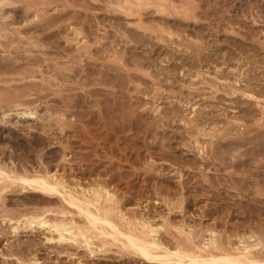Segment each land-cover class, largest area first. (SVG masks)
I'll list each match as a JSON object with an SVG mask.
<instances>
[{
  "label": "rangeland",
  "instance_id": "obj_1",
  "mask_svg": "<svg viewBox=\"0 0 264 264\" xmlns=\"http://www.w3.org/2000/svg\"><path fill=\"white\" fill-rule=\"evenodd\" d=\"M4 1L0 264H181L147 262L92 227L82 201L102 187L115 197L116 220L154 226L162 247L190 246L207 258L212 250L203 245L215 236L225 251L249 246L264 257V0H170L179 9L163 13L153 6L162 0H147L141 17L119 11L124 0ZM211 133L224 137L222 146ZM25 175L60 181L59 192L26 186ZM56 218L75 232L89 229L88 241L58 238Z\"/></svg>",
  "mask_w": 264,
  "mask_h": 264
},
{
  "label": "bare ground",
  "instance_id": "obj_2",
  "mask_svg": "<svg viewBox=\"0 0 264 264\" xmlns=\"http://www.w3.org/2000/svg\"><path fill=\"white\" fill-rule=\"evenodd\" d=\"M0 1H4V0H0ZM114 1H116V0H114ZM159 1V0H158ZM163 2H164V6H160L159 4L158 5H156V4H154L153 6H156L157 7V13H163V12H166V9H169V8H174V10L176 9H179V8H175L174 7V5L173 4H171V2H170V0H162ZM5 2V1H4ZM116 2H120V1H116ZM160 2V1H159ZM184 2V1H183ZM189 2V1H188ZM187 2V3H188ZM2 3V2H1ZM7 3V2H6ZM9 4H10V2H8ZM84 3H86V2H84ZM84 3H82V4H84ZM173 3V2H172ZM113 4V3H112ZM186 4V3H185ZM189 4H192L191 3V1H190V3ZM32 5V4H31ZM85 5V4H84ZM195 5V4H194ZM150 6H152L151 5V3L149 2V1H145V3H142L140 0H124V1H122V2H120L118 5H117V9L119 10V11H121V12H123V13H126V12H130V13H132L131 15L133 16V14L135 13V11L136 10H139L138 11V13H139V17H141V16H144L145 14H141L142 13V11H145V10H147L148 9V7H150ZM158 6H160V7H158ZM186 6V5H185ZM196 7H197V5H195ZM2 7V6H1ZM137 9H136V8ZM162 7H165V9H162ZM189 7V6H188ZM188 7H186L187 9H188ZM191 7H194L193 6V4L191 5ZM191 7L188 9V10H190L191 9ZM195 7V8H196ZM181 8V7H180ZM185 8V9H186ZM199 8V7H198ZM1 9V8H0ZM192 10V9H191ZM2 11V10H1ZM116 11V10H115ZM118 11V12H119ZM117 12V11H116ZM121 12H120V14H121ZM184 13H185V11H183ZM182 12V13H183ZM2 13V12H1ZM4 13V12H3ZM137 12H136V15L138 14ZM146 13V12H145ZM176 13V12H175ZM181 13V12H180ZM166 14H168V15H173L174 13H173V11L172 12H168V13H166ZM178 14V16L180 15L179 13H177ZM186 14V13H185ZM184 14V15H185ZM148 15V14H147ZM124 16V15H123ZM8 17V16H7ZM57 17V16H56ZM171 17V16H170ZM175 17V16H174ZM3 18V17H2ZM59 18V17H58ZM143 18V17H142ZM183 19H184V17H183ZM3 20H4V18H3ZM165 20V19H164ZM169 20V19H168ZM190 20V19H189ZM27 21V20H26ZM141 21V20H140ZM139 22V21H138ZM140 23V22H139ZM141 24V25H140ZM138 26H139V28L138 29H140L141 28V26H142V23H140ZM137 25V24H136ZM144 26V25H143ZM44 27L42 26V29H43ZM143 28V27H142ZM145 28V27H144ZM143 28V29H144ZM146 29V28H145ZM75 31V30H74ZM9 33V32H8ZM22 34V33H21ZM83 34V33H82ZM78 35H80L79 34V32H77V30H76V34H75V36H78ZM142 35V34H141ZM172 35V34H171ZM2 37H3V35H1ZM8 36V35H7ZM6 36V37H7ZM51 35H47V37H50ZM144 36V35H143ZM46 37V38H47ZM1 38V37H0ZM4 38V37H3ZM10 38V37H9ZM8 38V39H9ZM6 39V38H5ZM12 42V41H11ZM31 42V41H30ZM29 42V43H30ZM36 42L35 41H33V43L32 44H35ZM5 44V43H4ZM7 45H8V43H7ZM8 46H10V45H8ZM31 47H33V46H31ZM2 48V47H1ZM199 52V51H198ZM2 57V56H1ZM12 58V57H11ZM14 59V58H13ZM16 59V58H15ZM26 60V59H25ZM32 60V59H31ZM36 60H38V59H36ZM14 61V60H13ZM19 61V60H18ZM17 61V62H18ZM17 62H12V63H17ZM28 62H30V61H28ZM148 62V61H147ZM11 63V64H12ZM35 63V62H34ZM36 63H37V61H36ZM38 63H39V61H38ZM42 63H43V61H42ZM1 65V64H0ZM13 65H15V64H13ZM27 65V64H26ZM3 66H4V63H3ZM16 66H17V64H16ZM30 66H32V65H30ZM35 66H36V64H35ZM40 66H42V65H40V63H39V67ZM7 67H10L8 64H7ZM22 67V65L20 66L19 65V67H14L13 66V69H12V71H14V69L16 70V69H19V68H21ZM27 67V66H26ZM86 67V66H85ZM1 68H2V66H1ZM33 68H35V67H33ZM32 67H29V69H27L25 72L24 71H22V72H24V73H22L23 74V76L25 75V76H27V75H30L29 74V72H31V71H33V70H35V69H33ZM24 76V77H25ZM33 76V75H32ZM30 77V76H29ZM21 78V77H20ZM158 82V81H157ZM200 90V89H199ZM218 90V89H217ZM14 95V94H13ZM19 95V94H18ZM23 95V94H22ZM21 95V98L24 96H22ZM17 96V95H16ZM15 96V97H16ZM20 97V96H19ZM17 98H18V96H17ZM19 100V99H18ZM48 111V110H47ZM195 112V111H194ZM50 113V112H49ZM26 114H32L33 115V112H26ZM52 114V113H51ZM176 116V115H175ZM182 120H184V118L182 119ZM190 120V119H189ZM193 120H195V119H193ZM193 120H190V122H192ZM187 122V121H186ZM185 122V123H186ZM194 122V121H193ZM192 122V123H193ZM197 122V121H196ZM189 124V123H188ZM190 125V124H189ZM196 125H197V123H196ZM192 127V126H191ZM187 128H188V125H187ZM63 129V128H62ZM64 130V129H63ZM231 130V129H230ZM228 132H229V130H228ZM233 132H234V130H233ZM213 133H215V135H216V132H215V130H214V132ZM227 133V132H226ZM207 135V134H206ZM210 135V137L211 138H215V141H214V145H216V146H222V144H223V141H222V139H224V137H222L221 139L219 138V137H217V136H215L214 134H208V136ZM214 135V136H213ZM162 155V154H161ZM110 158V157H109ZM3 165H5V164H3ZM11 165V164H10ZM6 166V165H5ZM11 167V166H10ZM3 168V167H2ZM160 168V167H159ZM164 168V167H163ZM5 169V168H4ZM4 169H2V170H4ZM9 169V168H8ZM161 169V168H160ZM10 170V169H9ZM58 170V169H57ZM18 171V170H17ZM28 171V170H27ZM32 171V170H31ZM42 171V170H41ZM157 171V170H156ZM8 172V171H7ZM15 172V171H14ZM14 172H12L13 173V175H15V173ZM25 172V170H23V173ZM152 172V171H151ZM158 172V171H157ZM5 173V172H4ZM10 173V172H9ZM21 173V172H20ZM22 173V174H23ZM32 173H33V171H32ZM47 173H49L48 171H46V175H47ZM52 173V172H51ZM95 173V172H94ZM153 173V172H152ZM0 174H3V173H1V171H0ZM26 174V173H25ZM27 174H28V172H27ZM35 174H37V173H35ZM44 174V173H43ZM148 174V173H147ZM4 175V174H3ZM49 175V174H48ZM51 176H53L52 174H50ZM10 176V175H9ZM59 176H61V175H59ZM152 176V175H151ZM1 177V176H0ZM5 177H6V175H5ZM17 177L18 176H16V178H12V179H9V180H13V179H17ZM66 177V176H65ZM159 177V176H158ZM7 178V177H6ZM9 178H11V177H9ZM19 178H21V180H23L24 182H26L25 183V185L26 186H28L29 184L30 185H41L40 187L43 189V190H46V192H48V191H50V193H47V195H52V192L51 191H56V194H57V192H59L58 191V188L59 187H61V186H59V184H60V181H57L56 179L58 178H55V180H56V182L54 181V184L55 183H57V182H59V183H57V184H51L47 179H44V178H41V176H39V177H30V176H28V175H25V176H21V177H19ZM45 178H47V177H45ZM49 178V177H48ZM63 178V180H64V177H62ZM2 179V178H1ZM0 179V180H1ZM68 179V178H67ZM5 180H7V179H5ZM20 180V179H19ZM18 180V181H19ZM2 182H4V180H1ZM16 181V180H15ZM14 181V182H15ZM52 181V180H51ZM70 181V180H69ZM5 182H7V181H5ZM9 182V181H8ZM13 182V183H14ZM61 182H62V180H61ZM12 183V182H11ZM27 183H28V185H27ZM64 183V182H63ZM69 183V182H68ZM67 183V181H66V184H68ZM16 183H14V185H15ZM20 184H23V182H21ZM75 184H77L78 185V183H75ZM75 184H73V185H75ZM5 185V184H4ZM11 185H13V184H11ZM24 185V184H23ZM29 185V186H30ZM9 186H10V184H9ZM25 186V187H26ZM69 186V185H68ZM72 185H70V187H71ZM3 187V186H2ZM30 187H32V186H30ZM58 187V188H57ZM76 187V186H75ZM181 187V186H180ZM184 187V186H183ZM1 188V187H0ZM7 188H9V187H7ZM17 188V187H16ZM36 188V187H35ZM34 188V189H35ZM73 188V187H72ZM77 188V187H76ZM81 188V187H80ZM92 187H90L89 189H91ZM103 189H101V190H104L105 188L104 187H102ZM23 189V188H22ZM33 189V188H32ZM37 189V191H38V188H36ZM40 189V188H39ZM63 189V188H62ZM66 189H70V188H66ZM81 189H83V188H81ZM99 189H100V187H99ZM73 190V189H72ZM78 190V188L76 189V191ZM88 190V189H87ZM101 190H98V189H94L93 188V190H92V199H90V198H85L84 199V202L82 201V205L84 204V205H86V210L85 209H83L82 208V210H81V207H79V208H77V210L79 211V209L81 210V212L82 211H84L85 210V212L84 213H86V215H87V218L86 219H88V222L90 223V225L92 226V227H94V228H98V227H100V230H101V232H102V235H106V234H108V233H111V235H112V239L113 240H115V241H119L120 243H123V245L125 246V247H130V248H133L134 250H136L140 255H142L145 259H148V261L147 262H149V260H151L152 262H155V261H153V260H166V261H169L170 263H172L171 262V260H174L175 261V259H177V260H179V261H181V264H185V263H183V260H185V258H187V259H189V263H194V262H201L202 264H264V262H263V260H262V258H264L263 256H262V258L260 257H256V256H258L259 254H258V252H257V255H256V253H255V255H252V253H251V251L250 250H252V249H249V246L248 247H244V248H242V250L240 251L239 250V252H236V253H233V252H228V251H225L224 249H223V247L221 248V247H219L218 245H217V242L214 240V238H216L215 236H213L214 238H212L208 243H207V241H206V243L204 242V241H202V239H201V244H202V242H204L205 244L203 245V246H207V248H209L210 250H212L211 252L212 253H208V257L206 258V257H204L205 256V254H203V255H201L202 253L200 252V250H199V252L201 253H198V254H195L194 252H193V250L191 249V247L189 246L188 247V249H190V250H192V251H188V249H183L181 246H179V245H177L174 249H170L169 247L171 246H169V247H166L165 246V244H164V246L162 247V245L160 244V241L158 242L156 239H155V237H152V236H154V235H152L151 236V233H153V234H157V230L156 229H154L152 226H146L145 224H144V222L142 223V228L140 229L138 226H136V224H134V223H132V222H128V221H123L122 222V220L120 221V219H119V221H117L116 220V218H115V216H113L112 214H111V212H112V210L114 209V208H112V207H114V206H112L111 205V203L110 202H112L113 200H114V195L110 192V191H108L107 189H105V191H102L101 192ZM4 191H5V189H4ZM36 191V190H35ZM69 191H71V190H69ZM83 190H81V192H82ZM44 192V191H43ZM65 192V191H64ZM63 192V193H64ZM89 192V191H88ZM87 192V193H88ZM42 193V192H41ZM45 193V192H44ZM55 193V192H54ZM74 193H76V192H74ZM78 193H79V191H78ZM77 193V194H78ZM84 193H86V192H84ZM84 193H83V195H84ZM43 194V193H42ZM46 194V193H45ZM58 194H62V193H58ZM65 194V193H64ZM1 195V194H0ZM68 195L70 196V198L69 199H72L71 201L74 203V200L76 201V198L75 197H72L71 198V195H70V193H68ZM68 195H66V196H68ZM81 195V194H80ZM89 195H90V192H89ZM55 196V195H54ZM61 196V195H60ZM63 196V195H62ZM61 196V197H62ZM68 196V197H69ZM72 196H73V194H72ZM91 196V195H90ZM117 196L119 197V195L117 194ZM85 197H86V195H85ZM89 197V196H88ZM62 198H64V197H62ZM74 198V199H73ZM117 198V197H116ZM61 201V200H60ZM65 202H67L69 205H71L72 206V204L71 203H69L67 200H64ZM79 201V200H78ZM81 201V200H80ZM114 202H115V200H114ZM113 202V203H114ZM120 202V201H119ZM80 203V202H79ZM63 204V203H62ZM117 204V203H116ZM116 204H113V205H116ZM123 204V203H122ZM182 205H183V203H181ZM64 205V204H63ZM66 205V204H65ZM74 205V204H73ZM81 205V206H82ZM118 205V204H117ZM120 205V204H119ZM74 207V206H73ZM91 207H94V209H91ZM122 207V206H121ZM180 207H181V205H180ZM55 208V207H54ZM64 208V207H63ZM69 208H71L72 209V212H73V209L74 210H76V208L74 207V208H72V207H70L69 206ZM69 208L68 209H66V211H68L69 210ZM116 208H118L117 206H116ZM182 208V207H181ZM60 210H62V209H59V211ZM181 210V209H180ZM114 211L115 210H113V213H114ZM117 211V210H116ZM116 211H115V214H116ZM120 211V210H119ZM129 211V210H128ZM49 212V211H48ZM58 212V211H57ZM64 212V211H63ZM71 212V211H70ZM39 213V212H38ZM56 215H57V213H56V211L54 212ZM68 213V212H67ZM78 212H76V214H77ZM120 213V212H119ZM118 213V214H119ZM126 213H128V212H126ZM130 213V212H129ZM34 214V213H33ZM61 214V213H60ZM75 213H73V215H74ZM83 214V213H82ZM81 214V215H82ZM42 215V214H41ZM40 215V216H41ZM58 215H59V213H58ZM63 215L65 216L66 214L65 213H63ZM69 215V214H68ZM80 215V214H79ZM85 215V216H86ZM130 215H132L131 213H130ZM135 215V213H133V216ZM139 215V214H138ZM31 216V215H30ZM35 216H37V215H35ZM77 216V215H76ZM122 216V215H121ZM128 216V215H127ZM126 215H124V217H127ZM137 216V215H136ZM158 216V215H157ZM160 216V215H159ZM25 217V216H24ZM31 217H33V215L31 216ZM30 217V218H31ZM42 217V216H41ZM46 217V216H45ZM72 217V216H71ZM71 217H69V218H71ZM74 217V216H73ZM72 217V218H73ZM79 217V216H78ZM123 217V216H122ZM142 217V216H141ZM27 218V217H26ZM38 218V217H37ZM37 218H36V220H37ZM43 218H44V215H43ZM67 218V217H66ZM129 218V217H128ZM140 217H138L137 218V221H138V219H139ZM156 218V217H155ZM32 219H34V217L32 218ZM31 219V220H32ZM41 219V218H40ZM52 219V218H51ZM50 219V220H51ZM57 219V218H56ZM74 219V218H73ZM72 219V220H73ZM123 219V218H122ZM130 219V218H129ZM135 219V218H134ZM134 219H132L133 221H135ZM35 220V219H34ZM42 220V221H41ZM40 221L41 222H38L39 224L38 225H40V224H47L46 222H48L47 220L46 221H43V219H41ZM58 220V219H57ZM60 221H61V218L59 219ZM58 220V223L56 222V224H51L50 222V224L51 225H53V228H51L52 230L54 229V230H56V232H58L59 233V236H58V238L60 237L61 238V240L62 239H67L68 238V236L65 234V233H70V236L69 237H72L73 239H77V240H79V238H84L85 239V241H88V238H89V233H88V231H89V229H82V228H78V229H76L77 230V232H75V230L73 231L72 230V227H68L69 225H65V224H62V223H59L60 221ZM70 220V219H69ZM78 219H76V221H77ZM80 220V219H79ZM124 220V219H123ZM140 220V219H139ZM142 220V219H141ZM149 220V219H148ZM66 221V220H65ZM71 221V220H70ZM74 221H75V219H74ZM75 221V223H77ZM144 221V220H143ZM146 221V220H145ZM150 221V220H149ZM25 222H27V220H25ZM29 222H31L32 223V221H29ZM37 222V221H36ZM36 222L34 223V224H36ZM61 222H63L64 223V220L63 221H61ZM67 222V221H66ZM140 222V221H139ZM147 222V221H146ZM167 222V221H166ZM30 223V224H31ZM152 223H154V222H152ZM151 223V224H152ZM168 223H170V222H168ZM69 224H71V223H69ZM73 224V223H72ZM80 224H82V223H79V226H80ZM141 224V222L139 223V225ZM172 224V223H171ZM179 224V223H178ZM177 224V225H178ZM181 224V223H180ZM27 225H28V223H27ZM33 225V224H32ZM82 225H84V224H82ZM150 225V224H149ZM155 225V224H154ZM165 225V224H164ZM164 225H163V227H164ZM182 225V224H181ZM180 225V226H181ZM28 226H31V225H28ZM42 226V225H41ZM45 226V225H44ZM78 226V225H77ZM169 226V225H168ZM171 226H173V225H171ZM170 226V227H171ZM176 226V225H175ZM141 227V226H140ZM157 227V226H156ZM161 227H162V225H161ZM166 227V226H165ZM174 227V226H173ZM173 227H171V228H173ZM178 227V226H177ZM182 227V229L185 227V226H181ZM35 228V227H34ZM46 228H47V226H46ZM49 228V227H48ZM47 228V229H48ZM74 228V227H73ZM188 228V227H187ZM16 229V228H15ZM75 229V228H74ZM164 229V228H163ZM200 229V228H199ZM54 230H53V232H54ZM100 230H98V231H100ZM166 230H168V229H166ZM171 229L169 228V231H170ZM176 230V229H175ZM177 230H180L179 228L177 229ZM189 230H191V229H189ZM192 230H194V229H192ZM209 230V229H208ZM207 230V231H208ZM213 230V229H212ZM16 231V230H15ZM17 231H19L18 229H17ZM51 231V230H50ZM94 231V230H93ZM164 231V230H163ZM188 231V230H187ZM201 231V230H200ZM52 232V233H53ZM167 232V231H166ZM171 232V231H170ZM191 232H193V231H191ZM195 232V231H194ZM193 232V233H194ZM205 232V231H204ZM169 233V232H168ZM203 232H201V234H202ZM213 233V232H212ZM211 233V234H212ZM217 233V232H216ZM57 234V233H56ZM100 234V233H99ZM191 234V233H190ZM196 234H197V232H196ZM210 234V233H209ZM252 234V233H251ZM256 234V233H255ZM96 235V234H95ZM109 235V234H108ZM111 235H109V236H111ZM173 235V234H172ZM172 235H171V238H173L172 237ZM193 235H195V233L193 234ZM199 235V234H198ZM217 236H219L218 234H216ZM258 235V234H257ZM67 236V237H66ZM92 235H90V237H91ZM98 236H100V235H98ZM169 236V235H168ZM182 236H184V235H182ZM202 236V235H201ZM241 236V235H240ZM248 236V235H247ZM92 237H94V236H92ZM91 237V238H92ZM108 237V236H107ZM177 237V236H176ZM175 236H174V240H178L179 238H176ZM185 237V236H184ZM184 237H183V244L182 245H185V244H187L186 242H185V244H184ZM191 237V236H190ZM189 236H188V238H190ZM193 237H196V236H193ZM206 236L204 235V237L203 238H205ZM221 237V236H220ZM251 237V236H250ZM89 239V241H91L92 239ZM95 238V237H94ZM105 238V237H104ZM109 238V237H108ZM164 238V237H163ZM176 238V239H175ZM181 238V237H180ZM199 238V237H198ZM227 238V237H226ZM232 238V237H231ZM239 238V237H238ZM241 238H242V236H241ZM243 238H244V236H243ZM248 238V237H247ZM252 238H253V236H252ZM251 238V239H252ZM53 239V238H52ZM158 239V238H157ZM164 239H166V237L164 238ZM187 239V238H186ZM185 239V240H186ZM191 239H193V238H191ZM197 239V238H196ZM207 239V238H206ZM210 239V238H209ZM222 238H220V242L221 241H224L225 242V240H221ZM228 239V238H227ZM259 239V238H258ZM49 240V239H48ZM59 240V239H58ZM68 240V239H67ZM94 240V239H93ZM92 240V241H93ZM97 241H98V239H96ZM99 240H101V239H99ZM112 240V241H113ZM167 240V239H166ZM173 240V239H172ZM188 240V239H187ZM186 240V241H187ZM198 240H200V239H198ZM197 240V241H198ZM218 240H219V238H218ZM232 240V239H231ZM230 240V241H231ZM66 241V240H65ZM69 241V240H68ZM163 241V240H162ZM190 241V240H189ZM189 241H187V242H189ZM227 241V240H226ZM229 241V240H228ZM227 241V242H228ZM242 241H245V239L244 240H242ZM252 241V240H251ZM256 241V240H255ZM83 242H84V240H83ZM98 242H100V241H98ZM181 242V241H180ZM191 242V241H190ZM192 242H194V241H192ZM239 242H240V240H239ZM264 242V241H263ZM61 243V242H60ZM63 243V242H62ZM71 243V242H70ZM72 243H73V241H72ZM75 243V242H74ZM77 243H81V245H82V241H80V242H77ZM77 243H76V245H77ZM96 243V242H95ZM170 243V242H169ZM171 243H173V241L171 242ZM174 243H175V241H174ZM178 243V242H177ZM182 243V242H181ZM198 243V242H197ZM229 243V242H228ZM235 243V242H234ZM233 243V241H232V244H234ZM85 244V243H84ZM83 244V245H84ZM87 244V243H86ZM91 244H93V243H90L89 245H91ZM103 244V243H102ZM188 244H192V243H188ZM219 244V243H218ZM221 244V243H220ZM230 244V243H229ZM231 244V245H232ZM237 244H240V243H237ZM262 244V241L261 242H256V244H254V246L256 247V246H258L259 247V245H261ZM75 245V246H76ZM88 245V246H89ZM109 245V244H108ZM113 245V244H112ZM122 245V246H123ZM167 245V244H166ZM176 245V244H175ZM223 245H225V244H223ZM248 245H249V243H248ZM252 245H253V243H252ZM264 245V244H263ZM62 246V245H61ZM87 245H86V248L88 247ZM91 246H93V245H91ZM91 246H89V248H90V250H91ZM95 246V245H94ZM93 246V247H94ZM97 246V245H96ZM101 246V245H100ZM103 246V245H102ZM107 246V245H106ZM110 246H111V244H110ZM113 246H115V245H113ZM112 246V247H113ZM123 246V247H124ZM173 246V245H172ZM186 246V245H185ZM198 246H200V245H198ZM222 246V245H221ZM228 246H230V245H228ZM227 246V247H228ZM240 246V245H239ZM239 246L237 247L238 249H240L239 248ZM105 247V246H104ZM103 247V248H104ZM187 247V246H186ZM232 247V246H231ZM233 247H235V246H233ZM85 248V249H86ZM100 248V247H99ZM194 248V247H193ZM236 248V247H235ZM251 248H253V247H251ZM117 249H118V247H117ZM132 249V250H133ZM198 249V248H197ZM196 249V250H197ZM200 249V248H199ZM203 249H205V248H203ZM225 249H226V247H225ZM99 250V249H98ZM102 250H104V249H102ZM123 250V249H122ZM128 250V249H127ZM232 250H234V249H232ZM259 250H263L262 248L261 249H259ZM95 251V250H94ZM97 251V250H96ZM105 251V250H104ZM103 251V252H104ZM109 250H107V252H108ZM203 251V250H202ZM205 251H206V249H205ZM91 252H93V251H89V253H91ZM100 252V251H99ZM204 252V251H203ZM256 252V251H255ZM105 253H106V251H105ZM119 253V252H118ZM259 253H260V251H259ZM92 254V253H91ZM121 255V254H120ZM94 256H96V255H94ZM126 256V255H125ZM261 256V255H260ZM37 260V259H36ZM89 261H91V260H89ZM150 261V262H151ZM157 262V261H156ZM91 263V262H90ZM157 263H159V262H157ZM160 263H162L161 261H160ZM168 263V262H167ZM200 263V264H201ZM79 264V263H78ZM180 264V263H179ZM188 264V263H187Z\"/></svg>",
  "mask_w": 264,
  "mask_h": 264
}]
</instances>
